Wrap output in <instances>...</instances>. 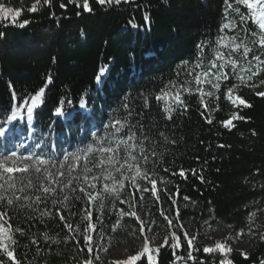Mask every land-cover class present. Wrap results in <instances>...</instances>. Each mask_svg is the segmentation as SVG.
Returning a JSON list of instances; mask_svg holds the SVG:
<instances>
[{
    "label": "trees",
    "instance_id": "16d2710c",
    "mask_svg": "<svg viewBox=\"0 0 264 264\" xmlns=\"http://www.w3.org/2000/svg\"><path fill=\"white\" fill-rule=\"evenodd\" d=\"M15 1L0 2L19 10L15 23L0 19V127L22 132L16 140L0 141V159H6L10 167L15 160L17 167L28 164L41 169L39 173L32 169L13 174L17 179L16 195L30 197L17 204L31 203L36 196H42L38 191L42 183L57 190L39 205H33L35 211L0 202V210L8 212L5 219L15 241H10L9 249L17 264H84L89 259L92 264H116L101 256L100 239L109 237L117 220L110 211L115 212L117 205L112 209L111 201L103 206L97 201L89 204L78 187L85 183V165L92 167L110 155L99 149L117 147L112 140L99 137L110 131L105 124L127 115L123 107L126 97L136 113L131 122H142L149 138L146 150L156 152L147 165L135 161L151 170L152 178L157 180L156 195L152 194L149 181H137L138 186L149 189L148 213L153 219L170 216L178 226L167 227L168 234L159 248L133 254L140 256L134 264H150L148 255L153 264H221L220 253L204 251L214 241L202 237V226L214 233L228 231L233 236L247 230L254 214L264 217V96L257 95L264 92V71L251 80V73L240 71L241 66L255 71L259 65L264 69V48L252 43L256 39L253 33L259 29L249 10L234 0L239 14L227 11L225 0H121L120 4L111 5L88 0L91 11H85L84 0H51L49 5L40 0L36 11H29L34 3L14 7ZM220 36L236 37L237 43L243 41L252 52L244 59L243 49L233 53L230 48L217 45ZM202 41L205 47L198 53L196 45ZM217 48L226 58L236 60L238 67L225 64L223 71L228 79L218 81V90L207 83L197 85L187 73L193 71L198 59L202 67L196 72L209 69ZM183 61L189 63L185 65ZM104 66L107 71L102 85H98L96 76ZM211 71L215 73L217 69ZM181 85L191 91L184 92ZM234 85L233 95L250 107L231 103L227 92ZM198 87L202 93L196 90ZM41 88L45 90L43 102L34 110L33 121H28L25 107L18 111V118L23 116L25 122H9L7 117L16 111L14 106L22 102L21 97L34 95ZM162 90L170 95L180 91L183 105L168 98L157 100ZM208 92L213 95L204 94ZM82 96L88 101L87 112L79 108ZM166 106L172 108L170 113L164 111ZM57 107L73 111V118L55 115ZM228 120L232 124L225 126ZM89 145L96 151L75 161L73 154H82ZM134 155L141 156L138 151ZM125 156L121 150L115 167H92L87 175L99 177L92 181L97 185L111 186L113 181L103 179L106 168L123 184L117 186V191L129 187L132 173L124 163ZM40 159L46 163L40 165ZM70 166L75 167L71 176L79 179L60 192L69 179ZM121 167V172L115 170ZM181 169L183 176L179 174ZM61 172L63 176L59 175ZM29 180L34 185L31 188L27 187ZM21 187L23 192L19 191ZM65 195L70 197L68 201L52 203ZM41 212L48 215L42 216ZM89 212L91 217L85 219ZM185 222L191 224L190 229L181 226ZM88 223L95 225V230L87 233L92 236L90 243L83 239ZM16 228L23 229L24 234L16 232ZM262 237L264 222L248 251L230 248L223 242L231 249L225 254V261L264 264ZM0 260L12 264L2 250Z\"/></svg>",
    "mask_w": 264,
    "mask_h": 264
},
{
    "label": "snow or ice",
    "instance_id": "6c2138e0",
    "mask_svg": "<svg viewBox=\"0 0 264 264\" xmlns=\"http://www.w3.org/2000/svg\"><path fill=\"white\" fill-rule=\"evenodd\" d=\"M51 0H43V3L45 5H49ZM70 3L73 2V0H69ZM124 3H128L129 0H123ZM236 5H244L249 12L251 13V18L253 22L258 26L259 31L254 32L253 36L256 37V39H253L252 43L253 44H258L261 48H264V0H234ZM40 3V0H36V3L33 4V6L29 9V11H36L37 10V5ZM97 3L104 5V4H109L111 5L112 3L115 4H120L121 0H97ZM225 5H226V10L227 11H234L239 14L240 9L239 7H234L233 0H225ZM62 8L65 7L64 4L60 5ZM79 3H77V7H79ZM84 9L85 11H91L89 7L88 0H84ZM79 14V13H78ZM19 16V10H15L13 8H8L4 7L3 5H0V19H11V22L15 23L16 19ZM147 20L148 17H145ZM241 19H244V16H241ZM24 23H27L25 21ZM23 24H21V27ZM224 27H228V25H225ZM228 41V43H225V41ZM237 38L236 37H224L220 36L216 43L220 47L223 48H230L231 52H236L239 51L240 49H243L242 56L244 59L247 58V56L252 52V49L247 46L246 43L243 41H240L239 43L236 42ZM198 53L202 52L205 47V42L202 41L201 43L196 45ZM254 60H260V57L253 56ZM216 61H221L222 63H216ZM183 64L187 65L189 62L188 61H183ZM210 67L209 69L203 71V72H196L195 69H199L202 67V63L197 60V62L194 64L193 71H190L187 73L188 76H192L194 78V81L197 85H202V84H211L213 89H219L220 84L218 81L221 79H228L227 74L224 73L223 69L225 67V64L230 65L233 69L238 67L237 61L231 59V57H225V54L217 48V51L215 52V57L213 61L209 62ZM261 64H264V61H261ZM211 69H217V72L213 73ZM107 71V67H101L99 73L96 76V83L98 85H102L103 83V77ZM241 72H248L251 73V75L248 76V79L251 80L253 76H258L261 71H264V69H261L259 65L256 66V70L254 71L252 67L248 68H243L242 66L240 67ZM214 77V80L211 78ZM241 81H243L244 77L240 76L238 77ZM171 83V82H170ZM261 83H264V81H261ZM168 87V86H166ZM172 87H175L173 84ZM235 85L232 88L228 89L227 95L228 98L231 100L232 95L235 89ZM181 88L184 92H189L191 91L190 88L185 87L181 85ZM198 92H203L202 88H197L196 89ZM44 89L41 88L36 94L30 95L27 98L21 97V103L19 105L14 106L16 108V111H13L11 115L7 117V120L9 122L14 121L18 118V111L20 108H25L27 110V119L28 121H33L34 119V110L43 102V95H44ZM208 96H212V92L204 93ZM257 95L259 96H264V92H258ZM15 98V97H14ZM165 98H168L172 101H174L175 104L177 105H183L184 101L181 97V92L177 91L173 94H169L168 92H165L162 90L161 95H157L156 99L157 100H163ZM237 100H239V103L241 105H244L245 107H250L251 105L247 104L244 99H241L240 97H236ZM30 101V102H29ZM128 97L125 98V103L123 104L124 109L127 112V115L122 118V119H117L114 122H109L108 124H105L104 127L105 129H110V131H107L104 136L99 137L100 140H105L109 139L112 140L114 143H116L117 147L112 148L111 146L107 147H102L99 150L103 153H110V155L106 156V159H101L98 162L92 164V167H101L104 165H111L115 167V164L119 162L118 159V153L119 151H123L126 153V156L123 158L124 163L128 168V171L132 173L131 175V183L135 186L137 184V181L139 180H146L149 181V183L152 185L151 191L153 195H156L157 191V180L153 179V173L151 170H149L146 167H142L140 163H135V161L140 160L143 165H147L150 159V156H156V152L152 150L150 153L146 150V142L148 141V136L145 132L144 125L142 122L137 121L136 124H133L132 117L136 115L135 110L130 106V104L127 102ZM69 105H71V101L68 102ZM144 105L145 107L148 106V101L147 98L144 100ZM207 107V105H205ZM79 108L81 110H84V112L88 111V101L82 96L79 101ZM164 111L166 113H170L172 111V108L170 106H166ZM55 115L57 116H62L65 119L71 120L74 116L73 111H69L68 109L62 108V107H57L55 109ZM140 115H143V113H140ZM169 119L171 118L170 116L168 117ZM238 117L233 116V119H237ZM242 118V117H239ZM211 123V121H209ZM232 124V120H228L225 122V126H229ZM126 130V131H125ZM137 130H139L140 135H137ZM123 133L122 136H118L117 134ZM6 134V129L3 127H0V137L5 136ZM133 142V143H130ZM96 149L92 146L89 145L87 148L83 151L82 154H73V159L75 161H79L81 159V156L87 158L89 153H94ZM139 152L141 156L137 157L134 155L135 152ZM13 157L16 156L15 152H12L11 154ZM27 159H31V157H28ZM18 161H13V166H8L6 163V159H0V180H3L4 183L0 184V202L6 203L7 206H13L14 204H17L19 201H28L30 197L28 196H17L16 195V188H17V179L14 177V173H28L30 170L34 169L35 172L39 173L41 169L39 167H36V165H28L24 164L21 167H17L16 164ZM40 165H44L46 163L45 160L40 159L38 161ZM92 167H89L88 165H85L84 167V181L87 184L88 189L95 190L97 188V184L93 183L92 181H98L100 178L96 176H91L89 177L87 173H91ZM123 167V166H122ZM121 168H116L115 170L117 172L122 171ZM75 170L74 166L69 167V179L67 180L66 183L63 184V186L59 189L60 192L64 191V188H67L73 184L74 179L78 180L79 177H72L71 173ZM45 172H47L48 175H52V173L48 172L47 168L44 169ZM105 171L107 172L106 175H103L104 180H111L113 181V184L110 186L108 184L103 185L102 191L104 193H108L109 195L115 194L117 191V186L123 187V184L121 181L117 180L110 171H107L105 168ZM181 176L184 175V170L181 169L180 173ZM59 175L63 176V173H59ZM128 177H125L127 179ZM47 179V177H45ZM57 183H61L59 180L56 181ZM33 183L31 180L28 181L27 187L31 188L33 187ZM141 191H149L148 188H143V189H138ZM11 191V195H7ZM19 191L23 192L24 188L21 187L19 188ZM38 191H40L43 195L42 196H36L35 199L31 203H20L17 204V206L21 209L24 208H31L33 211H35V208L33 205H39L42 203L47 196H51L54 192L57 190L55 188H52L46 184H41L39 186ZM73 191H76L74 188ZM78 191L80 193L84 194V197L88 199L89 204H92L94 201H99L100 205L103 206V199L101 197V192L99 191H92L89 192L85 187H78ZM80 197H75V199H79ZM70 197L68 195L63 196L62 200H57L53 199L52 203H61L63 204L65 201H68ZM187 199V197H185ZM124 201H121L123 203ZM41 215H48L47 212H41ZM128 215L131 216H137L136 212H130ZM8 216V212L6 210H0V250H2L9 261H12V264H17L16 258L14 255V252L10 250L7 246L6 241H12L13 243L15 242L13 240V235H12V229L10 226H8V221L5 219V217ZM91 217V213L89 212L85 219H89ZM61 219L63 220L64 217L61 216ZM167 219V217H166ZM172 221L169 220V224H171ZM66 227L71 228L72 225L66 224ZM95 230V225L92 223H88L87 227L84 229L85 235L83 236V239L86 243H90L92 240V236L88 235L87 233L89 231H94ZM115 230V228L113 229ZM16 232H19L21 235L24 234L23 229L21 228H16ZM141 231H143V226L141 227ZM264 238V237H262ZM45 239H49V237H45ZM194 238L189 239V246L191 247V240ZM178 246V245H177ZM217 249H220L222 252L225 251H231V249L226 248V246L220 242L216 243L215 246ZM205 252H210L213 251L211 248H205ZM143 252L144 253H149V244L148 242H145L144 247H143ZM243 255V253H242ZM191 258V255L189 256ZM96 259H99L97 256ZM140 259V256L138 255H133L129 259L125 261H118L116 264H134L135 261ZM148 259L150 264H153L152 262V257L151 255H148ZM0 264H3V261L0 260ZM84 264H92V260H86L84 261ZM221 264H231V261H222Z\"/></svg>",
    "mask_w": 264,
    "mask_h": 264
},
{
    "label": "rangeland",
    "instance_id": "374dc122",
    "mask_svg": "<svg viewBox=\"0 0 264 264\" xmlns=\"http://www.w3.org/2000/svg\"><path fill=\"white\" fill-rule=\"evenodd\" d=\"M1 1L2 0H0V2ZM35 2L36 0H16L13 6H25ZM230 101L234 106L241 105L239 100H237L234 95H232V99ZM83 187H85L89 192H101L103 204L111 201L109 203L111 204V208L112 206L114 207L115 204L117 205L115 207V212H112L113 210L110 211L111 214L113 213L114 216L116 215L117 219L115 224L110 229V235L109 237H103L100 239V242L102 243L101 256L103 258L114 262L125 261L133 254H136V252L140 253L143 251L145 242H148L149 249L159 248L163 244L164 237L168 234L167 227L170 226L173 229L178 228L173 218L170 216H160L159 219H153L150 217L148 208L151 204L148 203L146 198L147 191L138 190L145 188L143 186H138L137 184L134 186L132 184L129 187L122 188L113 195L104 193L102 191L103 185L98 184L95 190L88 189L86 183L83 184ZM121 201L124 202L121 203ZM133 211L137 213V216L128 215V213ZM169 220L172 221L171 224H169ZM263 222L264 217L256 213L252 216L247 230L233 236H230L228 231L214 233L208 229L207 226H202V237L206 240L214 241L213 243L208 244V248L213 249L214 252L220 253L223 256L221 259L222 262L225 261L224 256L227 251L222 252L220 249H217L215 247L217 242L222 244L227 243L230 248L248 251L252 241L259 236ZM142 226L143 231H141ZM181 226L188 230L190 229L191 224L185 222L182 223ZM114 228L115 230H113ZM6 243L9 248L10 241H6Z\"/></svg>",
    "mask_w": 264,
    "mask_h": 264
},
{
    "label": "bare ground",
    "instance_id": "6f19581e",
    "mask_svg": "<svg viewBox=\"0 0 264 264\" xmlns=\"http://www.w3.org/2000/svg\"><path fill=\"white\" fill-rule=\"evenodd\" d=\"M24 117L23 116H21V117H19L18 119H23Z\"/></svg>",
    "mask_w": 264,
    "mask_h": 264
}]
</instances>
